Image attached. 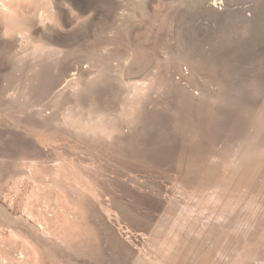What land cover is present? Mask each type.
<instances>
[{
	"label": "bare ground",
	"instance_id": "6f19581e",
	"mask_svg": "<svg viewBox=\"0 0 264 264\" xmlns=\"http://www.w3.org/2000/svg\"><path fill=\"white\" fill-rule=\"evenodd\" d=\"M28 1L30 2V0H0V21L5 27L4 33L10 32L9 27L12 23L9 25V22L14 23L20 18L19 13L15 15L12 11V7L15 5L22 7ZM57 1L59 2L57 11L63 18H66V12L61 7L64 2L72 1L83 4L86 0ZM144 1L146 4L147 0ZM104 2L106 7L115 10V16L119 20L125 19L128 14L130 15V12L135 14L136 0H104ZM215 5L217 6V4ZM40 13L38 14L41 16H39V20L43 19L42 13ZM48 32L50 33L41 34L46 41L52 43L58 40L55 37L57 34L53 35L52 29H48ZM18 34L10 36L9 41L0 38V47L9 49L8 51L13 53L10 51L12 46L20 39H24L22 34ZM15 54L14 57L12 56L13 65L17 68L24 67L27 64L26 55L24 54L25 57H23L21 51H17ZM199 55L200 53L197 54L188 49H179L176 42L174 51L169 52L168 50L163 53L161 59L157 60L163 62L164 66L159 72L160 80L156 83V80L154 83L152 81L157 77V74L148 73L145 70L133 73V77L131 76L130 79L128 77L127 81L121 77V73L116 75L117 70L116 73L110 72L109 68L102 70L104 64H108L109 67L112 65L107 61L106 63V59L104 62L97 59L96 65L100 70H96L101 75L100 78L95 77L102 80L104 86L102 102H98L95 98L89 101L86 96L89 95L92 88L94 89V83H86L88 86L76 94L80 97L77 99L79 101L85 99L87 107L89 106L91 109V116L81 115L83 122L80 121L78 132L85 133L93 139H99L102 142V147L106 148L105 151H109L111 143H116V146L123 150L128 159L140 158L152 164L156 170L155 180L150 178V181L144 182L143 185L137 176L136 178L134 176L126 177L125 180L121 178L122 181L124 180L121 185L123 186L121 198L116 199V195V198L109 196L108 204L103 206L108 213L121 207L128 214L142 216L144 224L153 228L150 238L146 240V242L148 241L147 245H145L151 252L149 258L137 253L132 246H123L122 250L127 260H131L130 264H158L160 261L167 263V260L169 261L172 256L178 257L179 260L184 258L186 264H264V84L259 79L237 82V84L238 80H232V74L228 69L218 67L216 61L206 62ZM9 58L11 57L8 56L7 62H9ZM29 65V81L26 87L15 93L11 105L18 108L17 122L21 123L27 119L35 127L47 129L51 125L50 120L53 118V112L50 111V105L49 108L46 107L49 102L46 99L60 96L62 92L55 95V85L52 80L56 75H53V71L45 73L47 71H45L42 61H39V57L31 58ZM112 78H115L117 84L114 85ZM98 79L96 80L98 81ZM149 82L153 84L148 86ZM65 83L68 85L67 82ZM5 90L6 88H3L0 95H3ZM83 92L86 95H83ZM242 99H246V102L242 101L243 104H240ZM49 104L51 103L49 102ZM54 116L56 117V115ZM57 117L54 120L60 121L64 127L75 128L76 125L72 124L71 118ZM157 127L161 131L159 130L158 135H154L153 129ZM12 135L17 137L19 149L15 156L19 157L21 161L17 170H19L18 173H21L22 177L20 178L24 182L28 184L29 180H32L38 185L39 181L49 184L59 179L62 173L60 165L54 166L55 169L50 177L45 173L44 168L45 171L41 169L42 166L53 162L45 159L42 166H39L41 164L34 161L35 158H46V155L41 152L42 148L40 150L33 143L25 144L21 137L16 134ZM91 145L93 151H96L97 155L100 154V150L95 148L99 144L96 145L95 142ZM26 160L30 162L28 165L24 163ZM124 162L126 161L124 160ZM127 165L124 167L125 170ZM23 168H25L24 171ZM168 173H172L169 178L173 177L174 181L173 193L170 190L172 195L168 194L166 183L160 178L167 177ZM51 186L46 192L48 197L56 193ZM41 187L43 186L39 187L38 185L34 188L39 190ZM43 191L45 194L46 190L43 189ZM34 192L36 191L34 190ZM42 192L39 194L37 191V195L41 196ZM116 194L118 195V193ZM35 195L31 196L35 197ZM43 196L41 197L44 199L45 196ZM55 196L57 195L55 194ZM128 197H134L136 202L132 203V200H126ZM181 197L183 200L179 199ZM200 205H202L201 208ZM63 206L57 207L59 211L57 213L55 211L53 217L48 216L47 211L38 212L35 217L32 215V219L38 226L32 227L28 224V227L31 226L30 228L33 229L28 235L25 234L26 236L20 237L17 233L10 232V236L6 234L9 236V238L7 237L9 242H7L2 237L4 235L0 233V264H55L58 262L56 258L66 254L64 249L70 251L69 247L72 244L76 243L78 246L82 243L83 231L78 232L76 226L73 225L74 217H70L69 213L64 211ZM170 214L173 218H170L171 220L168 218ZM166 215H169L168 220L164 219ZM162 216L165 217L161 218ZM77 219L75 220L77 221ZM35 221L30 222L35 224ZM79 227L81 226L79 225ZM12 237L13 239H11ZM39 239L44 241L45 246L49 245L46 246L47 249L45 246L41 247L44 248L43 252L39 251L41 248L37 249L38 244H43L37 242ZM7 243L18 244L17 248L19 246L20 250L17 249V252L15 248L16 256L9 253L16 245L13 244L10 251L11 246L9 244L8 246ZM50 245H55L57 249L53 253L55 257L49 255L53 252L52 249L50 250ZM3 249L5 250L3 252L9 250L5 257L2 253ZM61 250L64 252L62 253ZM71 250H74L75 253H72L76 256L75 248L71 247ZM45 252L57 262H51V258L46 256ZM41 253L48 257L47 262H45L46 259L42 262L44 259L41 260Z\"/></svg>",
	"mask_w": 264,
	"mask_h": 264
},
{
	"label": "rangeland",
	"instance_id": "374dc122",
	"mask_svg": "<svg viewBox=\"0 0 264 264\" xmlns=\"http://www.w3.org/2000/svg\"><path fill=\"white\" fill-rule=\"evenodd\" d=\"M136 1L138 3L136 2L135 5V14L130 12V15L128 14L123 20L116 18L115 10L106 7L104 0H86L83 4L72 1L64 2L61 7L66 12V18H63L57 11L59 7L57 0H30L22 7L16 5L12 7V11L15 15L19 13L20 18L18 17L19 19L14 23L9 22V25L12 23L9 27L10 35L4 33L5 27L0 21V38H3L2 40L9 41L10 36L19 35L18 33L24 36V39H20L21 41L19 40L18 43L14 44L15 47L13 45L10 49L14 54L10 53L9 49L0 47V92L3 88H6V92L0 95V233L4 235L2 237L7 242H9L7 237L9 238L10 232L17 233L20 237L26 236L33 229L30 228L31 226L28 227L29 225H32V227L38 226L36 221L32 219V215L35 217L38 212L47 211L48 216L53 217V213L55 211L57 213L58 208H61L64 204V211L67 214L69 213L70 217H74L73 225L76 226L78 232L83 231V238H81L82 243L78 246L76 243L75 245L70 243V251L68 249H64L65 252L61 250L62 253L66 254L56 258L58 262L50 257H55L53 253L57 251L55 245H50V250L52 249L53 252H49L50 256L47 255V252L45 254L51 258V262H57L55 264H70L71 261L72 264H97V262L99 264H130L131 260H127L122 250L123 246L134 247L137 253L145 255L146 258H149L151 253L148 246L145 245H147L148 241L146 242V240L150 238L153 228L144 224L142 216L128 214L121 207L108 213L104 207L108 204L110 197L121 198L123 187L121 185H123L126 177L134 176L136 178L137 176L143 185L144 182L150 181V178L155 180L156 170L152 164L140 158L128 159L123 150L116 146V143H111L109 151H105L106 148L102 147V142L99 139H93L91 136L77 130L82 120L81 115L91 116V109H89V106L87 107V101L85 99L79 101L77 99L79 96L76 94L87 87V84L94 83V89H91L89 95L84 92L82 94L86 95L89 101L95 98L101 103L104 98V86L102 80L98 79L101 74L97 71L100 70L96 65L98 63L97 59L100 62H104L106 59L105 62H110L112 65V67H109L108 64H104L102 70L103 68L104 70L109 68L110 72L113 73H116L117 70L116 75L121 73V77L125 80L128 77L129 79L132 78L133 73L145 70V72L157 74V77L153 81L151 80L153 83L156 80V83L160 80L159 72L164 66L163 62L157 60L161 59L163 53L168 52V50L169 52L174 51L177 42L179 49H188L197 54L200 53L199 56L204 61H216L218 67L228 69L232 74V80H238L236 83L259 79L264 84V0H216V2L215 0H147L146 4H144V0ZM38 12L42 13L43 19L40 18L41 20H39L40 15H38ZM11 27L12 29H10ZM48 29L53 30V35L57 34L55 37L58 40L52 43L46 41L42 35L49 34ZM15 51H21L23 57L26 55L25 61H27V64L24 67L17 68L13 65L12 56L16 55ZM38 52L39 54H37ZM41 54L42 56H40ZM8 56L11 57L9 62H7ZM36 57H39V61L41 60L45 66V71H47L45 73H52L53 71V75H56L52 80L55 85V95L62 92L60 96L46 99L51 103L46 102V107H50V111L53 112V118L50 120L51 125L47 129H39L27 119H24L21 123L17 122L16 113L18 108L11 105L15 93L26 87L29 81V63L31 58L35 59ZM49 64L51 65L49 66ZM97 73L99 75H96ZM112 79L114 85L117 84L115 78ZM152 82H149L148 86ZM114 85L113 89L115 90ZM242 101L245 103L246 99H242L240 104ZM249 104L251 103L249 102ZM54 115L58 116L57 118H61V116L63 119L65 116L71 118L72 124L76 125L75 128L64 127L59 120V122L54 120L56 118ZM153 130L154 135H158L159 130L161 131L158 127ZM12 134L21 137L25 144L33 143L39 149L42 148L41 152L46 155V158H35L34 161L41 164L39 166H42L45 159L53 162L47 164V166H42L41 169L42 171L46 170L45 173L50 177L55 169L54 166H61L62 173L59 179L49 184L38 182L39 187L43 186L41 188L46 190L45 194L43 189L34 188L38 185L32 180L25 178L29 180L28 185L20 178L22 175L18 173L19 170L17 169L20 167L21 161L19 157L16 158L15 156L19 149L17 146L18 141L17 137ZM95 142L96 145H100L95 147L98 151L100 150V154L97 152L98 155L96 151H93L91 145ZM27 161L24 163L28 165L30 162ZM127 164H130L131 167ZM125 165H127L126 170ZM24 170L25 168H23ZM171 175L172 173H168V178L162 175L160 177L166 183L169 195H172V190H174L173 177L169 178ZM121 178H124V180L122 181ZM49 186L56 193H53L54 195L49 194L52 196L48 197L46 192ZM37 191L39 194L43 191L41 196L44 195V199L37 195ZM34 194L37 196L32 197L31 195ZM60 195H62V199ZM133 198L128 197L126 200H132V203H134L136 199ZM179 199L183 200L182 197ZM195 202L197 203V201ZM199 207L201 208L202 205ZM27 212L29 213L27 214ZM27 215H30L31 218ZM168 216L166 215V218L162 216L161 218L168 220L172 214ZM30 221H35V224ZM79 225L84 226L81 228ZM39 240L37 242L43 243V246L38 244V250L45 246L44 241ZM8 244L10 245V243ZM13 244L10 245V251ZM17 245L14 244L15 247L11 251L12 253L9 250L7 251L13 255L15 248L17 252V249L20 248L19 246L17 248ZM67 245L69 246V243ZM46 246L49 245L46 244ZM52 246L55 248L53 249ZM71 247L72 249L75 248L76 256ZM58 248L61 249V247ZM4 249L2 253L5 257L7 251L3 252ZM41 249L39 251L43 252L44 248ZM17 252L13 256H16ZM45 254L44 256L42 253L40 255L41 260L44 259L42 262L45 259V262H47L48 257ZM61 258L62 260H59ZM67 258H70V260ZM160 263L186 264L187 262L184 258L179 260L178 257L172 256L169 261L167 260V263L158 262V264Z\"/></svg>",
	"mask_w": 264,
	"mask_h": 264
}]
</instances>
